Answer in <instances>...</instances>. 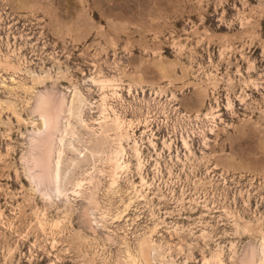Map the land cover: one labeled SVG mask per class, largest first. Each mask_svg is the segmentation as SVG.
Returning a JSON list of instances; mask_svg holds the SVG:
<instances>
[{
	"label": "rangeland",
	"instance_id": "374dc122",
	"mask_svg": "<svg viewBox=\"0 0 264 264\" xmlns=\"http://www.w3.org/2000/svg\"><path fill=\"white\" fill-rule=\"evenodd\" d=\"M0 264H264V0H0Z\"/></svg>",
	"mask_w": 264,
	"mask_h": 264
}]
</instances>
